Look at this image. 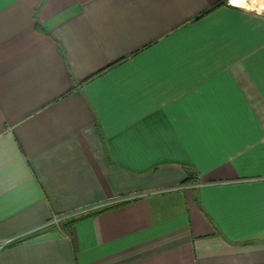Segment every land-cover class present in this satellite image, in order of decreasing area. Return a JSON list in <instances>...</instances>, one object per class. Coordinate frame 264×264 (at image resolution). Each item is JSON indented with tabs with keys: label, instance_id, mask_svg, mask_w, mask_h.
<instances>
[{
	"label": "crops",
	"instance_id": "1",
	"mask_svg": "<svg viewBox=\"0 0 264 264\" xmlns=\"http://www.w3.org/2000/svg\"><path fill=\"white\" fill-rule=\"evenodd\" d=\"M11 238L0 264H264L261 0H0Z\"/></svg>",
	"mask_w": 264,
	"mask_h": 264
},
{
	"label": "trees",
	"instance_id": "2",
	"mask_svg": "<svg viewBox=\"0 0 264 264\" xmlns=\"http://www.w3.org/2000/svg\"><path fill=\"white\" fill-rule=\"evenodd\" d=\"M205 15V14H204ZM196 180L193 181L192 177H191V173L186 171V179L183 182V184H189V183H195ZM95 213L92 214H86L84 215L82 218H69V222L65 221L62 223L61 225V232L63 234H65L68 238H72V231H73V227L81 220H83L84 218L90 217L92 215H94ZM40 234H34L33 236H29L28 239L31 238H35L37 236H39ZM27 239V238H26ZM25 239V240H26Z\"/></svg>",
	"mask_w": 264,
	"mask_h": 264
},
{
	"label": "rangeland",
	"instance_id": "3",
	"mask_svg": "<svg viewBox=\"0 0 264 264\" xmlns=\"http://www.w3.org/2000/svg\"><path fill=\"white\" fill-rule=\"evenodd\" d=\"M191 177H192V179H193V181L194 180H196V182L195 183H198V179H197V175L196 174H194V173H191ZM195 183H189V184H186V185H192V184H195ZM91 210V209H90ZM100 210V209H99ZM99 210H97V212H99ZM95 210H92V211H90V212H88V213H85V215L86 214H92V213H95L94 212ZM80 214H82V213H76V215H74V217H70V218H82L83 216H84V213H83V216H81ZM69 219H65V220H63V221H61L60 219H58V218H54L52 221H51V223L48 225V228H50V229H58L59 231H61V225H62V223L63 222H65V221H67V222H69L68 221Z\"/></svg>",
	"mask_w": 264,
	"mask_h": 264
},
{
	"label": "built area",
	"instance_id": "4",
	"mask_svg": "<svg viewBox=\"0 0 264 264\" xmlns=\"http://www.w3.org/2000/svg\"><path fill=\"white\" fill-rule=\"evenodd\" d=\"M19 241H20L19 238H11L8 240L0 241V251L3 250L5 247L12 245V244H15Z\"/></svg>",
	"mask_w": 264,
	"mask_h": 264
},
{
	"label": "water",
	"instance_id": "5",
	"mask_svg": "<svg viewBox=\"0 0 264 264\" xmlns=\"http://www.w3.org/2000/svg\"><path fill=\"white\" fill-rule=\"evenodd\" d=\"M257 1H260V0H257ZM261 4L264 7V0H261Z\"/></svg>",
	"mask_w": 264,
	"mask_h": 264
}]
</instances>
